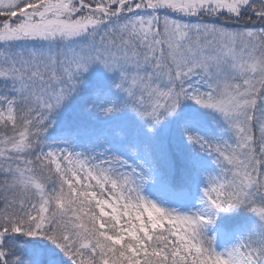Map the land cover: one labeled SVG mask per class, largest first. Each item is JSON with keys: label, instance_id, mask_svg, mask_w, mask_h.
I'll list each match as a JSON object with an SVG mask.
<instances>
[{"label": "snow or ice", "instance_id": "snow-or-ice-1", "mask_svg": "<svg viewBox=\"0 0 264 264\" xmlns=\"http://www.w3.org/2000/svg\"><path fill=\"white\" fill-rule=\"evenodd\" d=\"M96 64L119 96L94 101L95 118L128 114L130 134L89 151L74 146L79 129L47 139ZM186 101L230 136L202 134ZM181 161L203 177L200 207L186 211L144 191ZM241 207L254 228L217 250L206 225ZM69 262L264 264V0H0V264Z\"/></svg>", "mask_w": 264, "mask_h": 264}, {"label": "rangeland", "instance_id": "rangeland-1", "mask_svg": "<svg viewBox=\"0 0 264 264\" xmlns=\"http://www.w3.org/2000/svg\"><path fill=\"white\" fill-rule=\"evenodd\" d=\"M185 19L184 17H178ZM195 22L196 18H191ZM81 80L80 89L86 87L89 88V108L86 111V133L79 139V136L75 142V148L78 151H89L90 147H96L103 149L105 144L100 142L102 139L107 140L109 146L116 147L121 141L119 134L121 132L129 133V130L122 126V122L126 119H131L128 114L121 115L119 113L109 115L107 117L95 118L97 108L95 105H101L105 102L106 97H116L119 93L113 88L112 82L116 79L114 74L106 72L103 67L99 64L90 67L88 72L84 73L82 77L78 78ZM98 93V95H97ZM95 101V105L94 102ZM182 112L194 113L200 122V131L202 134L210 137H223L228 138L230 133L227 131V125L223 121L222 117L214 110H203L199 106L195 105L192 101H186ZM210 112L211 115L207 113ZM56 114H53V118L56 120ZM215 119L216 123L212 120ZM175 119L171 118L168 121L161 122V124L155 130V141L157 143L166 144L169 142L172 132V125L175 123ZM67 124L57 122L49 129L47 133V139L49 140H63L68 137L64 135L66 132L71 131L70 127L66 129ZM142 131V130H141ZM130 134V133H129ZM144 135H147L146 133ZM178 136V130H176ZM59 146H66L60 144ZM185 153L190 155V149L185 145ZM203 167H206L209 171H213L215 166L212 162V158L205 153H200L197 157ZM203 186V177L195 169V180L188 189H184L180 192H171L167 186L161 187L158 185L149 184L145 188V194L152 199L162 200L166 206L178 208L182 211H186L189 208H198L199 205V193ZM222 210L218 211L215 215L217 218ZM256 216H253L250 227L244 229L238 226L232 231L224 233L221 227L215 223L206 225L205 231L208 236H215V247L217 250H222L225 247L235 243L237 239L251 231L256 224Z\"/></svg>", "mask_w": 264, "mask_h": 264}, {"label": "trees", "instance_id": "trees-1", "mask_svg": "<svg viewBox=\"0 0 264 264\" xmlns=\"http://www.w3.org/2000/svg\"><path fill=\"white\" fill-rule=\"evenodd\" d=\"M85 2H88V0H85ZM234 26L239 27V25ZM89 88L90 87L88 85L81 88V90L78 93H75L66 105L58 110L56 114L57 122L67 124L71 130H80L78 135L79 139H82V136L86 133V127H88V124H86V111L90 106ZM68 127L66 129H68ZM194 180L195 168H186L184 167V162L181 161L178 165L177 173L169 178L167 187L171 192H180L184 189H188ZM253 216V213L242 207L237 209L222 210L213 223L220 226L224 233H227L234 230L238 226L248 229ZM25 241L30 242V246L31 242H38L40 245H47L50 243L38 237H19L20 243H24ZM65 260H67V257H65Z\"/></svg>", "mask_w": 264, "mask_h": 264}]
</instances>
